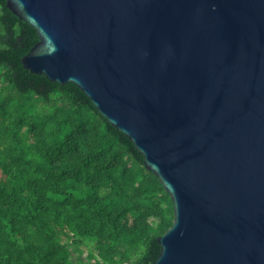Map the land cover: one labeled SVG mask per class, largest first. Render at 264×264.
Returning <instances> with one entry per match:
<instances>
[{
  "label": "water",
  "instance_id": "95a60500",
  "mask_svg": "<svg viewBox=\"0 0 264 264\" xmlns=\"http://www.w3.org/2000/svg\"><path fill=\"white\" fill-rule=\"evenodd\" d=\"M26 69L135 145L174 220L152 264H264V0H7Z\"/></svg>",
  "mask_w": 264,
  "mask_h": 264
},
{
  "label": "trees",
  "instance_id": "16d2710c",
  "mask_svg": "<svg viewBox=\"0 0 264 264\" xmlns=\"http://www.w3.org/2000/svg\"><path fill=\"white\" fill-rule=\"evenodd\" d=\"M38 40L0 0V264H152L170 194L75 84L24 67Z\"/></svg>",
  "mask_w": 264,
  "mask_h": 264
},
{
  "label": "built area",
  "instance_id": "2783aa9c",
  "mask_svg": "<svg viewBox=\"0 0 264 264\" xmlns=\"http://www.w3.org/2000/svg\"><path fill=\"white\" fill-rule=\"evenodd\" d=\"M123 264H133V263H131V262H124Z\"/></svg>",
  "mask_w": 264,
  "mask_h": 264
}]
</instances>
